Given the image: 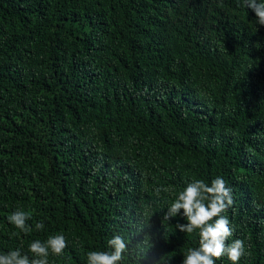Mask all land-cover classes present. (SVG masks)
<instances>
[{
  "label": "trees",
  "instance_id": "1",
  "mask_svg": "<svg viewBox=\"0 0 264 264\" xmlns=\"http://www.w3.org/2000/svg\"><path fill=\"white\" fill-rule=\"evenodd\" d=\"M217 176L239 264H264V26L242 0H0V253L63 233L49 264H87L119 233L121 264H181L198 232L166 207Z\"/></svg>",
  "mask_w": 264,
  "mask_h": 264
},
{
  "label": "clouds",
  "instance_id": "2",
  "mask_svg": "<svg viewBox=\"0 0 264 264\" xmlns=\"http://www.w3.org/2000/svg\"><path fill=\"white\" fill-rule=\"evenodd\" d=\"M242 3L254 11L256 23L264 26V0H242ZM160 191V188L156 189L157 194ZM233 204V190L220 176L212 179L210 184L199 179L193 180L179 191L175 199L167 205L162 222L182 216L186 223L177 222L175 228L187 234L198 232V246L188 248L181 264H215L216 260L225 256L232 264H239L241 257L245 255L246 246L239 238L229 242L234 229L229 217L224 215ZM30 218L28 212L17 209L8 215L7 220L27 234L32 231V226L27 223ZM150 218L151 216L137 231L148 225ZM44 227L43 221L35 223L37 231L43 230ZM107 244V251L87 252V264H121L125 253L131 249V241L119 233L114 234ZM67 247L68 241L63 233L49 235L46 241L33 240L29 244L31 258L17 248L0 253V264H49L50 253L60 256ZM145 253L144 249H140V260ZM161 262L166 264L167 260L161 258Z\"/></svg>",
  "mask_w": 264,
  "mask_h": 264
}]
</instances>
